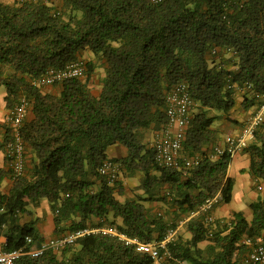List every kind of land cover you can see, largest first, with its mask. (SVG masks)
Returning <instances> with one entry per match:
<instances>
[{"label": "trees", "instance_id": "1", "mask_svg": "<svg viewBox=\"0 0 264 264\" xmlns=\"http://www.w3.org/2000/svg\"><path fill=\"white\" fill-rule=\"evenodd\" d=\"M86 53L93 58L84 61L85 77L51 90L39 84L49 69L83 61ZM182 83L196 102L180 152L187 158L166 167L152 138L167 126L168 95ZM1 89L12 115L22 99L28 102L19 128L25 172L15 176L8 155L0 166V234L6 250L23 249L16 264H154L149 254L99 233L33 257L28 252L46 239L36 222L19 216L48 200L56 236L109 225L152 242L220 189L229 203L232 156H215V125L234 120L238 91L248 94L246 109L264 102V0L0 1ZM10 126L0 145L6 152L14 140ZM113 146L128 155L111 157ZM244 151L250 174L264 178V122ZM106 161L117 171L102 173ZM126 179L139 180L133 194ZM251 209V219L241 211L212 222L192 218L168 244L164 264L243 263L248 240L264 234V199Z\"/></svg>", "mask_w": 264, "mask_h": 264}, {"label": "built area", "instance_id": "2", "mask_svg": "<svg viewBox=\"0 0 264 264\" xmlns=\"http://www.w3.org/2000/svg\"><path fill=\"white\" fill-rule=\"evenodd\" d=\"M22 2L28 0H20ZM160 1V0H154ZM216 51H214L215 53ZM86 71L84 61H79L68 65L63 69H49L38 81L41 85L51 86L63 82L70 78L84 77ZM251 88L247 84L242 88ZM26 99H22L12 115V126L14 127V140L7 145V155L11 158V166L14 168L15 176L22 175L25 172V145L19 131L25 116L27 114ZM196 107L191 92L187 84L177 85L168 95L167 117L168 124L159 132L155 147L157 151V159L161 165L166 167H180V152L186 135V129L191 122L193 111ZM264 122V102L261 103L253 115L250 117L241 133L237 136H230L226 143L218 145L215 148V156L228 152L233 156L237 151L245 149L255 138L258 127ZM187 165H192L191 160H185ZM119 165L113 161H106L101 168L102 173L109 171H117ZM223 202V191L220 189L215 195L207 197L199 208L192 212L188 217L181 220L177 228H171L167 235L158 241L145 242L139 238L129 237L120 232L116 227L109 225H101L95 227H86L75 231L63 233L59 236L46 239L41 247L31 249L28 252L33 257H38L48 249L59 250L67 245L73 244L78 239L90 234H104L116 236L127 245H133L138 251L149 254L154 260V264H164L171 258L168 252V244L174 241L179 230L186 225L192 218L204 216L207 221L215 220L214 209ZM28 243H32V238L27 237ZM251 244V250L244 258L241 264H264V234L256 239V241L248 240ZM6 238L0 236V264H16L17 260L24 254L23 249H15L8 251L5 248ZM178 264H188L187 262L176 261Z\"/></svg>", "mask_w": 264, "mask_h": 264}, {"label": "crops", "instance_id": "3", "mask_svg": "<svg viewBox=\"0 0 264 264\" xmlns=\"http://www.w3.org/2000/svg\"><path fill=\"white\" fill-rule=\"evenodd\" d=\"M5 3H15L20 0H0ZM93 56V55H92ZM93 58V57H92ZM53 89V86H47V90ZM95 91V90H94ZM96 94L99 91L95 92ZM7 95L6 89L0 90V145L4 144L5 138L7 136V129L10 124L8 120L12 117V110L7 108V102L5 97ZM246 92L238 91L237 93V107L233 114L234 120L221 119L217 121L216 127H218V134L220 136V144L226 143V140L230 136H237L241 133L243 127L246 125L250 117L256 111L257 106H252L248 109L244 108L243 104L245 102ZM11 127V126H10ZM162 132V130L160 131ZM157 137L155 134L152 138L154 142ZM245 149L237 151L232 156V161L228 169V177L234 181L232 199L229 203L222 202L214 209V216L216 219H227L230 218L235 211H241L245 214L248 219L253 216V211L251 209V204L258 201L259 199H264V178L257 179L252 176L249 172L250 168V158L249 155L244 151ZM109 155L111 157L124 158L128 155V150L120 146H113L109 149ZM180 158H187L183 154H180ZM8 165L7 152L0 148V166L4 167ZM9 184V181H5V186ZM127 189L130 194L136 192L133 190L135 186L139 185L138 179H126ZM139 192V191H138ZM156 206V204H155ZM160 210V209H159ZM22 223L36 222V226L40 234L45 239H50L55 237V214L51 208V203L48 200H44L40 207L34 209L33 214H21L19 216ZM185 226V225H184ZM184 228V229H183ZM182 231L185 232V227ZM2 239H5L4 234H0Z\"/></svg>", "mask_w": 264, "mask_h": 264}, {"label": "rangeland", "instance_id": "4", "mask_svg": "<svg viewBox=\"0 0 264 264\" xmlns=\"http://www.w3.org/2000/svg\"><path fill=\"white\" fill-rule=\"evenodd\" d=\"M92 57H93V56H92L91 53H86L83 61H87L88 59H91ZM99 74H100V75L103 74V70L100 69V68L96 71L95 82L97 81V75H99ZM84 77H85V76H84ZM94 90H95V92H97V91H98V88H97V87H94ZM0 111H1V106H0ZM8 123L11 125V119L8 120ZM9 128H11V127L9 126Z\"/></svg>", "mask_w": 264, "mask_h": 264}]
</instances>
